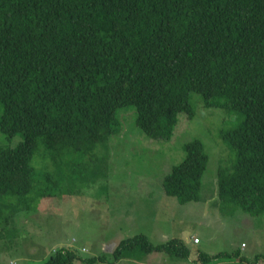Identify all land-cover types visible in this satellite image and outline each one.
<instances>
[{
	"label": "trees",
	"instance_id": "1",
	"mask_svg": "<svg viewBox=\"0 0 264 264\" xmlns=\"http://www.w3.org/2000/svg\"><path fill=\"white\" fill-rule=\"evenodd\" d=\"M191 91L207 106L244 115L220 132L235 158L218 168L219 197L223 207L264 216V0H0V131L23 138L0 146V197L17 195L29 206L31 193L51 195L49 182L36 186L38 145L52 165L77 164L107 145L122 107H135V124L148 137L169 139L180 114H194ZM184 151L162 183L181 203L199 199L209 161L197 138ZM152 252L193 264L240 256L197 251L191 258L181 238L155 244L139 233L110 254L83 258L59 247L42 264L136 262ZM263 263L264 253L240 257V264Z\"/></svg>",
	"mask_w": 264,
	"mask_h": 264
},
{
	"label": "rangeland",
	"instance_id": "2",
	"mask_svg": "<svg viewBox=\"0 0 264 264\" xmlns=\"http://www.w3.org/2000/svg\"><path fill=\"white\" fill-rule=\"evenodd\" d=\"M189 102L193 116L180 114L169 139L148 137L135 124V107L127 106L118 109L120 125L107 145L79 157L77 164L52 165L48 149L38 145L33 159L36 186L49 182L52 194L31 193L35 198L29 206L17 195L0 197V264H42L59 247L83 258L110 254L121 239L139 233L155 244L181 238L191 258L197 251L240 253L218 264H240V257L249 262L264 253V216L253 217L235 204L223 207L219 197L218 168L232 165L235 158L220 132L239 125L244 115L221 105L207 106L195 91L189 93ZM1 111L0 104V116ZM194 138L204 143L209 161L199 199L181 203L163 190L162 183L184 159V145ZM22 139L20 134L9 139L0 131V146L15 147ZM60 169L62 182L56 175ZM46 173L56 176L47 180ZM176 259L179 262L152 252L142 261L94 264H193V259Z\"/></svg>",
	"mask_w": 264,
	"mask_h": 264
},
{
	"label": "built area",
	"instance_id": "3",
	"mask_svg": "<svg viewBox=\"0 0 264 264\" xmlns=\"http://www.w3.org/2000/svg\"><path fill=\"white\" fill-rule=\"evenodd\" d=\"M193 241L196 243V242H199V239L196 238V237H194V238H193Z\"/></svg>",
	"mask_w": 264,
	"mask_h": 264
}]
</instances>
